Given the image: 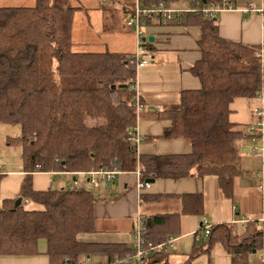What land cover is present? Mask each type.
I'll use <instances>...</instances> for the list:
<instances>
[{"label": "trees", "instance_id": "16d2710c", "mask_svg": "<svg viewBox=\"0 0 264 264\" xmlns=\"http://www.w3.org/2000/svg\"><path fill=\"white\" fill-rule=\"evenodd\" d=\"M159 1L147 0L146 6ZM164 1L168 6L174 2ZM183 1L191 6L190 0ZM73 2L34 0L32 5L0 6V123L19 127V135L9 140L21 144L26 171L18 195L0 200V255H36L41 240L50 264H80L87 256L132 252L122 244L82 238L96 230L90 189L77 184L36 191L34 171L86 173L117 166L130 172L139 165L143 180L214 175L226 194L240 172L238 141L250 133L229 120V105L259 90L264 76L257 55L260 46L221 37L216 18L201 12L176 15L172 22L199 28V58L190 70L200 86L182 90L177 104L161 109L170 121L161 136L183 137L191 150L139 155L128 140L137 119L131 54L75 50L72 26L79 6ZM145 20L148 26L151 19ZM2 177L0 172V181ZM192 197L191 210L197 211L202 198ZM17 198L21 202L15 206ZM179 215L155 216L152 221L142 216L145 239L155 244L176 233ZM165 218L163 228L153 229ZM207 237V248L220 241L231 264H252L249 257L262 244V230L237 234L225 224L212 225ZM165 255L156 254L150 264H166Z\"/></svg>", "mask_w": 264, "mask_h": 264}, {"label": "crops", "instance_id": "0c3cea01", "mask_svg": "<svg viewBox=\"0 0 264 264\" xmlns=\"http://www.w3.org/2000/svg\"><path fill=\"white\" fill-rule=\"evenodd\" d=\"M74 1L73 3L79 6L74 14L72 26L75 50H108L128 55L135 51V34L125 26V21L123 22V16L126 12L130 13L135 5L132 8L125 6L121 8L119 0ZM17 2L18 5H32L34 0H17ZM174 2L177 3L179 0ZM233 2L234 10L221 11L216 16L219 35L228 40L264 47V0H233ZM122 3L132 4L125 1ZM247 7L261 8L263 12L242 11ZM154 23L153 20L145 30L146 36L153 37V40L149 41L150 45H146L148 54L151 53L152 64L137 68L135 74L140 89H137L136 85L135 88L140 100L146 106L136 119L135 129L141 139L137 153L139 155L188 153L191 145L183 137L161 136L163 130L170 124V121L162 116L161 109L177 104L182 90L197 89L200 86L198 78L190 70L199 58L196 45L200 34L199 28L179 22L164 25L158 23L153 25ZM158 59L162 63H159ZM255 104L256 100L253 98L234 99L229 105L231 110L229 120L242 128H247L252 120L251 108ZM251 145L247 137L238 141L240 172L233 177L231 189L227 194L214 175L203 177L192 175L177 180L155 178L148 188L139 189L136 174L133 171H122L113 181L102 182L105 185L95 186L98 187V192L96 196L93 195V214L95 219L101 221L99 225L95 224V228L110 233V237L99 235L94 241L83 239L94 243L122 244L131 248L138 213L152 221L155 216H166L176 212L180 214L178 227L176 233L171 234L177 237L176 247L166 252V264H231L230 256L225 252L220 241L213 242L207 248L208 237L200 232V220L205 216L211 225L225 224L237 234L259 229L262 230L263 238L264 228L257 220L262 215L264 201L257 188L259 176L255 175L261 168L262 158L249 151ZM4 172V174L1 172L3 177L0 181V200L15 198L26 175V171L20 168L19 163L16 169ZM31 179L32 188L36 191L73 187L74 181L79 186L87 187L89 184L88 177L82 172L34 171L31 173ZM195 194H199L202 198L201 207L197 211L191 210L194 204L192 195ZM29 204L30 202L27 203ZM240 219L249 221L233 222ZM165 221L166 218L154 225L153 229L163 228ZM45 249V241L41 240L38 254L0 255V264H50ZM104 258L101 254L92 255L87 256L83 261L87 259L97 261ZM259 262L260 259L255 264Z\"/></svg>", "mask_w": 264, "mask_h": 264}, {"label": "built area", "instance_id": "2783aa9c", "mask_svg": "<svg viewBox=\"0 0 264 264\" xmlns=\"http://www.w3.org/2000/svg\"><path fill=\"white\" fill-rule=\"evenodd\" d=\"M103 1V0H100ZM191 6H184L181 8H175L172 6H168L164 0H160L157 3H153L148 7H139L138 2H136L135 7L130 11L128 18L126 19V24L130 28L133 29V32L136 37V47L135 51L130 56V63L137 69L139 67L147 64V47H146V35L145 30L147 28V22L145 20L148 17L151 20H157L161 24H167L174 20L176 15L182 14L185 12H201L207 18H216L217 14L221 11L225 10H234L235 4L232 0H219L212 1L205 4H200L197 0H190ZM259 11L263 12V9H255L252 7H247L242 9V11ZM149 42V41H148ZM259 65L261 67L262 72H264V47L260 46L257 51ZM134 92V100L132 101V105L135 108L136 115H138L142 110H144L145 106L140 102L138 91L135 88V84L133 86ZM256 100V104L251 108L252 120L247 126V130L250 133L249 140L252 143L249 146V151L252 154L261 156L262 165L258 172L255 175L259 176V181L257 183V188L262 194V199L264 201V76L262 75V82L259 90L256 95L252 97ZM128 140L133 143L134 146L137 147L141 141L138 131L132 128L128 134ZM259 144V145H257ZM137 165L136 169L133 171L137 177V187L148 188L150 183L143 180L142 170ZM117 166H113L111 169H103L99 168L97 170H90L84 173L88 177V182L93 186H98L99 181L102 182H111L114 180L117 174L121 173ZM74 186L77 185V182L74 181ZM26 202V200H25ZM249 220L240 219L233 220L236 223H244ZM261 223V226L264 228V206L262 208V215L257 220ZM211 224L209 223L207 217L202 216L200 220V230L203 232L205 237L209 236ZM144 219L141 214H137L136 217V225L133 229L134 241L132 245V252L126 253L123 256H113L109 258H104L102 260L91 261L89 259L85 260L80 264H150V259L153 258L156 254L168 252L170 250L175 249L177 237L173 235H169L166 240L159 243H151L148 242L144 237ZM260 259H264V233L262 238V244L259 249ZM152 261V259H151Z\"/></svg>", "mask_w": 264, "mask_h": 264}, {"label": "rangeland", "instance_id": "374dc122", "mask_svg": "<svg viewBox=\"0 0 264 264\" xmlns=\"http://www.w3.org/2000/svg\"><path fill=\"white\" fill-rule=\"evenodd\" d=\"M119 1L121 2L120 3L121 4L120 5L121 8L124 7V6L132 8L134 5H136V3H135L136 0H119ZM123 1L130 2L132 4L128 3L127 5H125V4L122 3ZM148 1H151V0H148ZM137 2L139 4V7H148V6H146L147 0H137ZM17 3H19V2H17V0H0V6L18 5ZM176 5L184 6L185 4H184L183 0H179V2H177V3L176 2H172V6H176ZM128 16H129V12H126V14L123 16V22L125 21V26L129 30L132 31V29L129 26L126 25V19L128 18ZM154 21H155L156 24L154 23L153 25H158L157 24L158 21L157 20H154ZM149 23H150L149 25H151L153 23V20H150ZM161 25H164V24L162 23ZM147 36H146V38H147ZM146 41H148V40L146 39ZM169 45H170V43H169ZM152 61L153 60L151 59V53H149L148 57H147V64H152L151 63ZM158 61H159V63H162L160 59H158ZM156 62H157V60H156ZM147 64H145V65H147ZM135 83H136L135 85H136L137 89L138 88L140 89V83L138 82V78H137V80H135ZM155 87H158V86H155ZM113 98L115 100L117 99V93L113 94ZM17 135H19V127L17 125L0 123V171L3 174L5 173L4 171H7L9 169H16L18 163L20 164V168H23V164H22V146H21V144H18V143H15V142L9 140L10 138L17 137ZM99 184H100V187L105 185L104 183H102V181H99ZM87 188L91 190V192H92V194L94 196H96V193L98 192V189H97L98 187H95V186H93L91 184H87ZM29 206L33 207V204L30 203ZM100 223H101L100 220L95 219V224L96 225H99ZM200 232L203 235V232L201 230H200ZM201 233H200V235H201ZM99 235H105L107 237H110V233H104V232H101L99 230H96L94 232H90V233L85 234L84 235L85 237H82V238H84V239L87 238V240L94 241V239H96V237H98ZM100 240H102V239H100ZM259 253H260L259 250H257L256 252H254V253H252L250 255L249 261L252 264H255V263H257L259 261V259H260V257H259L260 254Z\"/></svg>", "mask_w": 264, "mask_h": 264}, {"label": "water", "instance_id": "95a60500", "mask_svg": "<svg viewBox=\"0 0 264 264\" xmlns=\"http://www.w3.org/2000/svg\"><path fill=\"white\" fill-rule=\"evenodd\" d=\"M144 39H147L148 41H152L153 37L150 35V36H147V38H144ZM145 181H147L148 183H151V182L154 181V178H147ZM20 202H21V199L17 198V200L15 202V206H17Z\"/></svg>", "mask_w": 264, "mask_h": 264}]
</instances>
